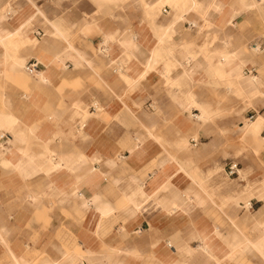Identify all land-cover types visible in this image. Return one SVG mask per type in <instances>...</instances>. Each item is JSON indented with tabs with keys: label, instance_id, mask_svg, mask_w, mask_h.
I'll return each instance as SVG.
<instances>
[{
	"label": "crops",
	"instance_id": "obj_1",
	"mask_svg": "<svg viewBox=\"0 0 264 264\" xmlns=\"http://www.w3.org/2000/svg\"><path fill=\"white\" fill-rule=\"evenodd\" d=\"M195 1L0 0V264H264V23Z\"/></svg>",
	"mask_w": 264,
	"mask_h": 264
},
{
	"label": "rangeland",
	"instance_id": "obj_2",
	"mask_svg": "<svg viewBox=\"0 0 264 264\" xmlns=\"http://www.w3.org/2000/svg\"><path fill=\"white\" fill-rule=\"evenodd\" d=\"M229 3H230V5H232L231 6L232 8H233V6L234 7H243L244 8L243 9L244 15L248 16L249 18L253 17L255 19H260L264 23V0H262V1H258V0H229ZM263 34H264V32H263ZM260 43H258L256 45H254V43H250L248 45L247 52H250L249 54L259 58L261 61L260 66L262 68H264V43L262 44V46L260 45ZM259 46H260V49H258L257 51L253 49V47H259ZM260 72L263 73L262 70ZM262 76H264V75H262ZM234 96H235V98H238V97L241 98V93L234 92ZM261 98H264V95L261 94ZM254 102H255V98L253 97V99H252V97H249V102H248L249 105L246 107V109H248L247 110L248 113L244 117V122L248 121L249 117L253 114L257 116L259 112L264 113V108L261 109V108L257 107Z\"/></svg>",
	"mask_w": 264,
	"mask_h": 264
},
{
	"label": "built area",
	"instance_id": "obj_3",
	"mask_svg": "<svg viewBox=\"0 0 264 264\" xmlns=\"http://www.w3.org/2000/svg\"><path fill=\"white\" fill-rule=\"evenodd\" d=\"M27 71H29L30 73H33L34 72V64L31 63L29 64L27 67H26ZM226 172L229 176L231 177H234V176H239V172H240V165L238 162L236 161H229L227 164H226ZM248 207H253L252 203H248L247 204Z\"/></svg>",
	"mask_w": 264,
	"mask_h": 264
},
{
	"label": "bare ground",
	"instance_id": "obj_4",
	"mask_svg": "<svg viewBox=\"0 0 264 264\" xmlns=\"http://www.w3.org/2000/svg\"><path fill=\"white\" fill-rule=\"evenodd\" d=\"M258 1H262V0H258ZM184 2H185V1H184ZM184 2H183V3H184ZM186 2H187V1H186ZM222 2L225 3V0H218L216 3H222ZM230 2H231V1H230ZM192 3H193V2H192ZM228 3H229V2H228ZM184 4H185V3H184ZM254 4H255V3H254ZM254 4H253V5H254ZM195 5H196V6L198 5V1H197V0L195 1ZM181 6H182V5H181ZM199 6H203V5L199 3ZM214 6H215V3H213V2L210 3V4L208 3V4L206 5V8H207V9H205V10L202 12V13H203V16H204L205 19H208L209 11H210V9L213 8ZM217 6H218V5H217ZM258 49H260V48H259V47L255 48L256 51H257ZM254 126H255V125H254L253 123H250L249 126H248V128H251V129H252V128H254Z\"/></svg>",
	"mask_w": 264,
	"mask_h": 264
}]
</instances>
